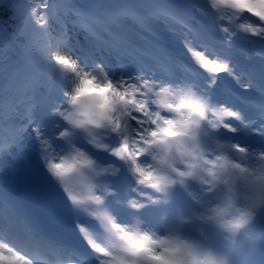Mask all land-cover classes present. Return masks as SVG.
Masks as SVG:
<instances>
[{
    "label": "snow or ice",
    "instance_id": "6c2138e0",
    "mask_svg": "<svg viewBox=\"0 0 264 264\" xmlns=\"http://www.w3.org/2000/svg\"><path fill=\"white\" fill-rule=\"evenodd\" d=\"M0 264H264V0H0Z\"/></svg>",
    "mask_w": 264,
    "mask_h": 264
}]
</instances>
